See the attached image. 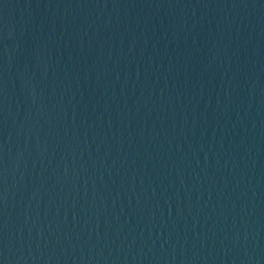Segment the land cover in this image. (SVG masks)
Here are the masks:
<instances>
[{"label": "water", "instance_id": "water-1", "mask_svg": "<svg viewBox=\"0 0 264 264\" xmlns=\"http://www.w3.org/2000/svg\"><path fill=\"white\" fill-rule=\"evenodd\" d=\"M0 264H264V0H0Z\"/></svg>", "mask_w": 264, "mask_h": 264}]
</instances>
